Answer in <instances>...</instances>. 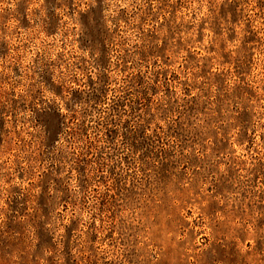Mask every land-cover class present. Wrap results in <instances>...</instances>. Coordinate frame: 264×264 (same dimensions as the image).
<instances>
[{
	"label": "rangeland",
	"instance_id": "374dc122",
	"mask_svg": "<svg viewBox=\"0 0 264 264\" xmlns=\"http://www.w3.org/2000/svg\"><path fill=\"white\" fill-rule=\"evenodd\" d=\"M0 264H264V0H0Z\"/></svg>",
	"mask_w": 264,
	"mask_h": 264
}]
</instances>
